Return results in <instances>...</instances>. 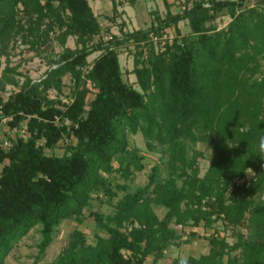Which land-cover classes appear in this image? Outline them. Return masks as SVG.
Segmentation results:
<instances>
[{
    "label": "trees",
    "instance_id": "1",
    "mask_svg": "<svg viewBox=\"0 0 264 264\" xmlns=\"http://www.w3.org/2000/svg\"><path fill=\"white\" fill-rule=\"evenodd\" d=\"M24 1L36 8L37 25L49 15L51 24L62 29V41L75 35L78 45L66 46L44 76L28 78L4 100L6 112L13 115L11 125L24 121L28 135L6 132L13 143L0 144V264L38 224L43 255L63 221L74 217L82 222L85 208L108 234L88 244L74 228L70 251L59 264H144L149 255L155 263L166 258L165 264H178L176 256L166 254L176 236L170 224L173 217L210 226L224 213L234 226L242 223L264 190V159L259 156V142L264 140V75L250 72L251 61L264 50L253 40L264 37V0L252 6L246 0H194L181 11L168 10L150 27L111 33L97 42L91 41L102 26L89 0ZM224 13L232 18L219 28L215 20ZM185 18L189 32L178 25ZM169 25L175 26L176 36L159 50L149 34ZM12 26L11 19L0 16V37ZM131 39L140 52L133 71L141 89L124 78L119 57ZM94 51L99 52L90 64L88 56ZM67 73L72 79L69 96L74 98L63 104L48 99L49 89H62ZM89 79L96 88L90 101ZM192 123H203V135L212 142L211 162L203 175L193 170L197 159L188 158L181 141ZM142 125L147 135L168 140L176 171L158 179L160 166L155 164L147 184L127 190L119 199V212L139 221L127 231L121 228L122 218L115 224L103 220L92 201L102 196L112 200L120 190L129 189L136 171L145 167L144 156L128 139L129 132ZM65 135L75 136L76 143L61 154L45 151L55 149ZM41 137L42 144L37 141ZM249 168L254 175L246 177ZM240 177L244 180L236 182ZM147 193L156 194L167 207L166 216L159 218L149 206H140ZM204 199L210 208H204ZM209 241L208 252L186 257L189 264H264V236L230 243L218 232ZM237 248L242 258L232 253Z\"/></svg>",
    "mask_w": 264,
    "mask_h": 264
},
{
    "label": "rangeland",
    "instance_id": "2",
    "mask_svg": "<svg viewBox=\"0 0 264 264\" xmlns=\"http://www.w3.org/2000/svg\"><path fill=\"white\" fill-rule=\"evenodd\" d=\"M194 0H89L94 12L98 16L102 26L100 35L92 38L91 42H97L100 37L107 39L111 33L122 35L140 28L150 27L152 24L159 22V19L166 16L168 10L172 12L181 11L188 5H191ZM257 0H246L249 5L255 4ZM45 4V0H41ZM209 2H206V4ZM0 16H5L11 19L15 26L10 27L7 34L0 37V97L6 100L13 93L18 91L28 78L34 80L40 79L46 73L47 69L56 65L60 54L65 50L66 46L76 47L77 40L75 35H69L63 42L61 28L59 25L51 24V17L46 15L37 25V10L33 6H27L24 0H0ZM231 15L228 13L217 16L215 23L220 27L226 26L231 20ZM155 22V23H154ZM52 25V27H50ZM183 32H189L191 29L187 18L182 19L178 23ZM153 38L156 43V48L164 49L167 44H172L176 36L175 26L169 25L151 31L149 37ZM254 42L264 47L263 35L255 36ZM133 39L128 40L124 48L119 50V57L123 68V75L127 81L133 83L134 86L141 89L137 81L135 72L133 71L135 57L140 54L139 48L135 46ZM99 51H94L88 56L90 64L94 60ZM146 54V52L144 53ZM252 63L253 75H264V50L261 55ZM84 66V74L89 67ZM72 79L70 73L64 77V84L61 90L51 88L48 90V99L61 100V104L71 100ZM90 91L88 93V101H90L96 93V88L93 83L88 80ZM161 119V113L159 114ZM23 121L16 128L14 135H23L22 128L25 126ZM191 124L187 134L181 138L185 144V151L188 158L196 157V163L193 170L197 168L198 174L203 175L211 162L213 147L212 142L206 139L203 134L206 133L203 123ZM28 135V133H27ZM24 136V137H27ZM128 139L131 146H136L139 153L144 156L145 167L142 170L136 171L133 179L130 180L129 189L120 190L117 195L108 200L106 196L95 197L92 201V208L96 210L103 220L115 221L122 218L121 228L131 230L134 225L139 224V221L133 216H127L119 212L118 202L123 198L127 190H136L149 182L153 174V165L159 164L160 171L158 179L165 180L173 171H176L173 159L171 160L168 149V140L161 141L155 134L147 135L145 126H139L137 131H130ZM38 143H44L43 137L39 138ZM75 144L76 137L65 135L55 149L45 148L46 152H56L61 154L68 144ZM192 172V168H189ZM117 174L118 172H114ZM254 175V171H247L246 177ZM120 180H123L120 178ZM244 177L236 179V182H242ZM182 181L179 179V184ZM233 183L230 184V189ZM215 199V197H213ZM204 199V208H210L208 200ZM140 206H149L154 210L159 218L166 216L168 209L158 200L156 194H146L141 201ZM91 209L86 208L85 218L82 222L74 217L67 218L63 221L53 243L48 247L43 255H39V242L41 240L40 224L33 227L26 235H24L7 255L5 261L1 264H59L60 259L67 256L70 251V239L73 238L72 232L74 228H79L81 238L88 244H96L99 235L107 236V229L99 227L94 215L90 213ZM262 215L259 220L258 216ZM224 213H221L220 218L216 219L214 224L206 225L204 221L200 224L183 223L179 218L171 219V226L174 227L176 236L166 248V254L179 253L187 257L191 253L208 252L212 234L222 233L226 235L230 243H235L239 238L247 240L260 238L264 236V190L257 196L256 201L246 213V217L242 223L233 225L227 221ZM263 221V223L261 222ZM221 231V232H220ZM79 238L80 233H77ZM124 254L131 256L130 250L124 248ZM237 258H242L241 248L232 251ZM171 260V259H170ZM166 258H161L156 263L153 256L149 255L144 264H165Z\"/></svg>",
    "mask_w": 264,
    "mask_h": 264
},
{
    "label": "built area",
    "instance_id": "3",
    "mask_svg": "<svg viewBox=\"0 0 264 264\" xmlns=\"http://www.w3.org/2000/svg\"><path fill=\"white\" fill-rule=\"evenodd\" d=\"M13 119V115L9 114L5 110L4 100L0 97V144L5 147H10L13 143L12 139L9 136H6V132L14 136L16 128L13 127L10 121ZM24 133L23 135H27V127L26 125L22 128Z\"/></svg>",
    "mask_w": 264,
    "mask_h": 264
},
{
    "label": "clouds",
    "instance_id": "4",
    "mask_svg": "<svg viewBox=\"0 0 264 264\" xmlns=\"http://www.w3.org/2000/svg\"><path fill=\"white\" fill-rule=\"evenodd\" d=\"M231 147V146H229ZM259 156L264 159V140H261L259 142ZM252 169L249 168V172H251ZM176 258L178 259V264H189V260L188 258H186L185 256L177 253L175 254Z\"/></svg>",
    "mask_w": 264,
    "mask_h": 264
},
{
    "label": "crops",
    "instance_id": "5",
    "mask_svg": "<svg viewBox=\"0 0 264 264\" xmlns=\"http://www.w3.org/2000/svg\"><path fill=\"white\" fill-rule=\"evenodd\" d=\"M0 138H1V136H0ZM3 167V163L2 162H0V170H1V168ZM85 211H86V208H85ZM160 260V259H159ZM158 260V261H159Z\"/></svg>",
    "mask_w": 264,
    "mask_h": 264
}]
</instances>
